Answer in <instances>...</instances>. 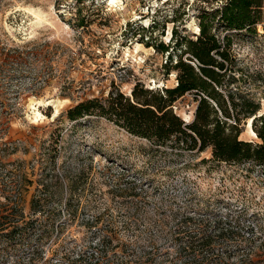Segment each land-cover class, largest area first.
Masks as SVG:
<instances>
[{
	"label": "rangeland",
	"instance_id": "rangeland-1",
	"mask_svg": "<svg viewBox=\"0 0 264 264\" xmlns=\"http://www.w3.org/2000/svg\"><path fill=\"white\" fill-rule=\"evenodd\" d=\"M208 1L0 0V178L19 188L25 221L34 220L26 227H35L0 238V264H242L251 228L250 262L264 264V166L214 162L209 149L155 151L104 118L65 116L111 91L130 96L135 84L174 87L168 53L155 45H168L172 28L194 35L200 7L216 6ZM258 33L232 34V53L234 86L260 115ZM196 104L186 94L172 109L190 123ZM249 121L240 139L259 143ZM34 196L42 198L36 218Z\"/></svg>",
	"mask_w": 264,
	"mask_h": 264
},
{
	"label": "trees",
	"instance_id": "trees-1",
	"mask_svg": "<svg viewBox=\"0 0 264 264\" xmlns=\"http://www.w3.org/2000/svg\"><path fill=\"white\" fill-rule=\"evenodd\" d=\"M211 1L215 7L209 10L200 7L194 35L178 33L172 28L168 45H155L157 51L168 53L164 68L175 73L174 87L153 90L135 84L130 96L111 91L104 99L91 98L68 108L67 119L104 118L129 135L145 140L155 151L171 149L179 154H199L209 149L214 162L264 166V113L258 115L260 104L239 93L234 86L239 81L235 75L239 71L232 53V34L255 37L260 26L264 36V0ZM175 21L177 17L172 22ZM154 27L155 22L150 25ZM17 58L22 59V54ZM5 66V62L1 63L0 73ZM186 94H192L197 103L188 124L172 109ZM0 106L5 107V102L0 100ZM1 113L0 127L7 123V117ZM247 119H252L251 127L259 143L240 139L239 126ZM56 181L59 182L57 177ZM9 184L0 178V196L4 200L0 202V238L14 240L27 231H34L35 227H26L34 220L25 221L20 207L21 191L15 185L10 188ZM41 201L39 196L31 199L32 218L38 215ZM249 233L246 239L249 248L239 257L242 264H251L249 258L256 253L253 244L258 236L254 235L253 228ZM203 246L209 245L202 242ZM259 248L264 254V242ZM237 252L238 248L234 255Z\"/></svg>",
	"mask_w": 264,
	"mask_h": 264
},
{
	"label": "bare ground",
	"instance_id": "bare-ground-1",
	"mask_svg": "<svg viewBox=\"0 0 264 264\" xmlns=\"http://www.w3.org/2000/svg\"><path fill=\"white\" fill-rule=\"evenodd\" d=\"M251 120H252V119H250V121H249V125H248V127H249L250 124L252 123ZM186 124H188V123H186ZM249 132H250V134H251L252 136L256 137L255 133H254L250 128H249Z\"/></svg>",
	"mask_w": 264,
	"mask_h": 264
}]
</instances>
